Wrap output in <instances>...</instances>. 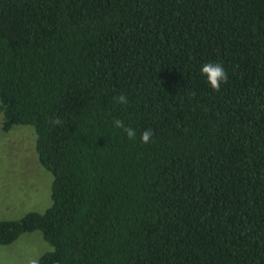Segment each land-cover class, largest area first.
I'll list each match as a JSON object with an SVG mask.
<instances>
[{"label":"trees","instance_id":"1","mask_svg":"<svg viewBox=\"0 0 264 264\" xmlns=\"http://www.w3.org/2000/svg\"><path fill=\"white\" fill-rule=\"evenodd\" d=\"M0 114L53 176L51 206L0 221V245L40 232L37 264H264V0H0Z\"/></svg>","mask_w":264,"mask_h":264},{"label":"rangeland","instance_id":"2","mask_svg":"<svg viewBox=\"0 0 264 264\" xmlns=\"http://www.w3.org/2000/svg\"><path fill=\"white\" fill-rule=\"evenodd\" d=\"M0 114V221H17L52 204L53 176L38 161L32 127L2 131ZM52 250L40 232L26 234L11 246L0 245V264H37Z\"/></svg>","mask_w":264,"mask_h":264},{"label":"clouds","instance_id":"3","mask_svg":"<svg viewBox=\"0 0 264 264\" xmlns=\"http://www.w3.org/2000/svg\"><path fill=\"white\" fill-rule=\"evenodd\" d=\"M201 73L206 76L208 84L211 86L213 91H220L221 84L227 83L228 81V73L226 72L224 66L222 64L210 62L202 65ZM116 103L120 105H126L128 103V99L124 95H119L115 97ZM53 125H60L62 121L59 119H54L50 121ZM114 126L116 128L122 129L129 140H135L136 138V131L132 127H126L124 123L119 120L115 119L113 121ZM153 138V131L151 129H146L141 133L140 139L144 144H148L151 142Z\"/></svg>","mask_w":264,"mask_h":264}]
</instances>
